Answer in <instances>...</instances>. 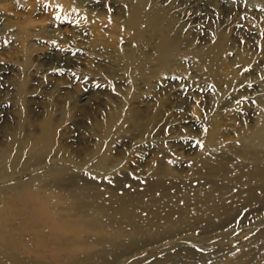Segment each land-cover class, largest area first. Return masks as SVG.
I'll use <instances>...</instances> for the list:
<instances>
[{
  "label": "rangeland",
  "instance_id": "374dc122",
  "mask_svg": "<svg viewBox=\"0 0 264 264\" xmlns=\"http://www.w3.org/2000/svg\"><path fill=\"white\" fill-rule=\"evenodd\" d=\"M136 1L0 0V187L47 184L48 197L71 190L72 216H99L107 229L132 235L112 247L96 243L88 263L94 252L100 264H199L263 252L264 199L245 182L224 181L217 163L208 173L200 165L219 158L228 163L224 175L237 163L262 174L264 165L240 155L263 125L264 0H138L159 19L144 36L129 23ZM160 30L173 32L167 47ZM219 42L224 53L209 74L202 52ZM47 120L52 146L18 155ZM217 183L227 185L234 200L221 201L233 209L204 225L177 223V211L201 195L219 197ZM152 221L160 231L146 237L139 228Z\"/></svg>",
  "mask_w": 264,
  "mask_h": 264
},
{
  "label": "bare ground",
  "instance_id": "6f19581e",
  "mask_svg": "<svg viewBox=\"0 0 264 264\" xmlns=\"http://www.w3.org/2000/svg\"><path fill=\"white\" fill-rule=\"evenodd\" d=\"M130 10L129 23L134 27L138 36H144L146 32H149L148 27L154 32L158 30L155 29V24L159 19L154 12H151L152 10L149 9L148 11V9L142 7L138 0L131 6ZM158 32L161 33V43L166 45V47L170 45L173 32H161V30ZM164 53L166 52L160 51L159 56L161 54L166 55ZM223 53L224 50L220 42L212 49L202 52V57L209 61L207 70L209 74L215 64V59L219 54L223 55ZM263 111V125L254 134L255 144L252 147H247L244 150L245 152L240 155L247 161L258 160L256 167L264 165ZM119 117L120 112L118 111L109 118L104 129V137L108 136V132L116 125ZM124 121L130 122L132 118H125ZM53 136L54 132L47 120L44 122L42 134L39 137H33L26 143L20 142L17 150L18 155L26 152L36 157L46 152L52 146ZM5 157L6 155L0 156L1 163ZM213 162L218 164L216 172L217 174L220 173L224 181L233 183L236 188L242 182H245L246 185H251L256 190L255 199H264V168L258 169L262 174L256 175L237 163V165L233 164L230 166L229 174L224 175V170L228 163L224 159L216 158V160L208 159L201 163L200 166L205 171L204 173L210 172L208 168ZM241 178L245 180H241ZM1 184L5 185L3 181H0ZM29 185L25 182H15L10 186L0 187V258L3 260H0V264H47V261L55 264H100L101 254L98 252L91 254L93 261L90 263L84 261L87 250H92L96 243H102L105 246L107 243L109 247H112L120 239L130 241L133 238L132 235L116 227V225L112 229H107L106 221L102 217L98 216L93 221H90L79 214L77 218H75L77 215L72 216L70 213L75 207L73 204L67 203L65 198L67 197L65 193L71 190L54 189V197H48L46 187H50L49 185H37V188H32ZM226 186L217 183L214 189L219 197L201 195L200 204L196 207L178 210V218L180 219L177 223L183 225H204L205 222L213 217L226 216L234 207L233 204L225 205L221 201L225 198L234 200ZM192 196L190 193L188 194V197L191 198ZM69 197L73 202H79L82 199L80 193H70ZM177 223L173 225H177ZM139 229L145 233L146 237L155 236L160 231L155 221L141 226ZM88 233H93L98 239L83 240ZM199 264H264V250L262 252L261 249H250L230 261L217 259Z\"/></svg>",
  "mask_w": 264,
  "mask_h": 264
}]
</instances>
